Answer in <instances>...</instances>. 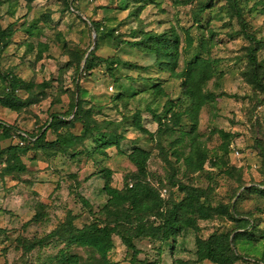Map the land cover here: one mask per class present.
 <instances>
[{
    "label": "rangeland",
    "instance_id": "rangeland-1",
    "mask_svg": "<svg viewBox=\"0 0 264 264\" xmlns=\"http://www.w3.org/2000/svg\"><path fill=\"white\" fill-rule=\"evenodd\" d=\"M237 2L255 41L230 0H0V264H264V0Z\"/></svg>",
    "mask_w": 264,
    "mask_h": 264
},
{
    "label": "trees",
    "instance_id": "trees-1",
    "mask_svg": "<svg viewBox=\"0 0 264 264\" xmlns=\"http://www.w3.org/2000/svg\"><path fill=\"white\" fill-rule=\"evenodd\" d=\"M230 3H231V6H232L233 10L235 11V15L238 17V19L242 23V27H243L245 36L249 37L252 41H255V38L252 35H250V33L246 29V23L243 20L242 11H241V8L239 6V3L237 2V0H230ZM4 34H6V32L2 33V35H4ZM6 39H7V34H6ZM250 61L254 65L257 64V57H256L255 49H251L250 50ZM256 83H257V86L260 88V90L264 92V80H262V79L258 80L257 79ZM113 91H114V88H113ZM188 94L192 95L190 92ZM149 110H147V111H149ZM77 113H78V111H77ZM184 116H185L184 113H181L179 115V117H184ZM180 119L181 118H179V119H177L175 121V123H174L175 125L174 126H177V125L179 126ZM192 120H193V118L191 117V115H188V120L187 121L191 122ZM57 121L63 123V122H66L67 119L66 118L63 119L61 116H59V117L58 116H53V119H52V122H51V128L49 130L50 133H51V131L53 132V130H52L53 128L55 129V122L57 123ZM0 124L5 125L3 123H0ZM5 126H7V125H5ZM192 128L194 130V128H196V124L193 125ZM20 133H22L23 136H21V134H20L19 138H21L25 142V145L26 144L38 143V142L44 140L45 137H46V133H41V134H37V135H30L29 133L23 132V131H20ZM75 142H76V139L74 137H68V136L65 135V133L60 132V134L57 137V140L56 141H51L50 145L47 148H53V147H57V146H59V147L64 146V148H65L64 150L65 151L60 152V153H63L64 155H66L69 151H73L74 148L79 146L78 144L74 145ZM177 142H180V141H178V139H176V141L174 143H177ZM68 144H71V145H68ZM54 157H55V155L51 157V160L54 159ZM115 194H116V192L113 191V196L112 197H115ZM123 200L124 201H127V200H129V201L131 200L132 201V197L127 196V195L124 194ZM133 203H135V202H133ZM120 222L122 223V221H118L117 222L118 224L114 225V227H111V228L110 227L97 228V229H95V232L98 234L99 238L101 239V241H102L101 243H104L105 241H109L111 239V235L113 233L118 232L117 235H119L121 237L122 242L124 244L128 245V247L130 249L134 250V253H135L137 251V248L133 245V243L131 241V237H132L131 233L126 235V234L121 233L120 231H118V226H119ZM208 256L211 257L212 260H217L216 258H217L218 255L214 254V251L211 249L210 254Z\"/></svg>",
    "mask_w": 264,
    "mask_h": 264
},
{
    "label": "built area",
    "instance_id": "built-area-1",
    "mask_svg": "<svg viewBox=\"0 0 264 264\" xmlns=\"http://www.w3.org/2000/svg\"><path fill=\"white\" fill-rule=\"evenodd\" d=\"M110 90L113 91V88H110ZM21 136H23L22 133H21ZM19 144H20V146H24L25 142L21 138H19Z\"/></svg>",
    "mask_w": 264,
    "mask_h": 264
},
{
    "label": "crops",
    "instance_id": "crops-1",
    "mask_svg": "<svg viewBox=\"0 0 264 264\" xmlns=\"http://www.w3.org/2000/svg\"><path fill=\"white\" fill-rule=\"evenodd\" d=\"M55 160H57V159L54 158V159H52V160L50 161V166H51V163L54 162Z\"/></svg>",
    "mask_w": 264,
    "mask_h": 264
}]
</instances>
